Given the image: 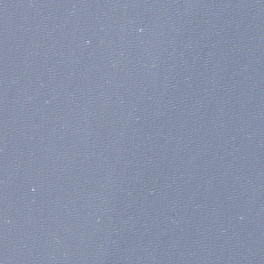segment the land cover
<instances>
[{"label":"water","instance_id":"1","mask_svg":"<svg viewBox=\"0 0 264 264\" xmlns=\"http://www.w3.org/2000/svg\"><path fill=\"white\" fill-rule=\"evenodd\" d=\"M0 264H264V0H0Z\"/></svg>","mask_w":264,"mask_h":264}]
</instances>
